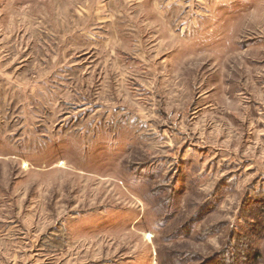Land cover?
Segmentation results:
<instances>
[{
  "label": "rangeland",
  "instance_id": "rangeland-1",
  "mask_svg": "<svg viewBox=\"0 0 264 264\" xmlns=\"http://www.w3.org/2000/svg\"><path fill=\"white\" fill-rule=\"evenodd\" d=\"M0 264H264V0H0Z\"/></svg>",
  "mask_w": 264,
  "mask_h": 264
}]
</instances>
